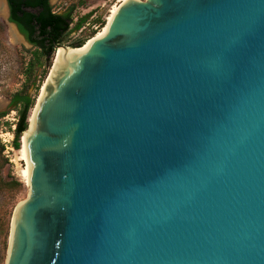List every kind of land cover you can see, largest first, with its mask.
Returning a JSON list of instances; mask_svg holds the SVG:
<instances>
[{"label": "water", "instance_id": "water-1", "mask_svg": "<svg viewBox=\"0 0 264 264\" xmlns=\"http://www.w3.org/2000/svg\"><path fill=\"white\" fill-rule=\"evenodd\" d=\"M83 45L55 43L5 264H264V0H122Z\"/></svg>", "mask_w": 264, "mask_h": 264}, {"label": "rangeland", "instance_id": "rangeland-1", "mask_svg": "<svg viewBox=\"0 0 264 264\" xmlns=\"http://www.w3.org/2000/svg\"><path fill=\"white\" fill-rule=\"evenodd\" d=\"M122 0H51L54 9L64 12L74 7V23L82 16L91 13V17L85 25L78 31H72L66 37L62 44L76 47L81 40L83 44L87 43L99 30L108 22L113 12V8ZM0 0V101L10 100L11 96L23 88H26L30 82L25 74V69L33 58L34 48L27 46L22 42H15L11 36L10 26L1 11ZM100 19L101 22L96 23ZM82 44V45H83ZM55 53L43 59V64L38 66L36 71L35 85L29 84L28 90L37 102L43 84L45 83L50 69L55 60ZM30 110V117L33 113ZM19 119L18 111L7 105L0 114V224L3 229L0 230V264H5L8 254V246L11 231V222L17 204L25 199L28 194L27 182L24 176V169L27 161L21 152L23 146V136L21 137V147L15 148L13 141L15 138V129ZM5 150L2 151L1 147ZM17 178L23 183L21 189H7L1 181H10Z\"/></svg>", "mask_w": 264, "mask_h": 264}, {"label": "trees", "instance_id": "trees-1", "mask_svg": "<svg viewBox=\"0 0 264 264\" xmlns=\"http://www.w3.org/2000/svg\"><path fill=\"white\" fill-rule=\"evenodd\" d=\"M9 2L11 20L18 24L20 30L35 49L33 58L25 69L28 81L35 85L37 68L43 64V59L49 58L54 53L55 43H63L70 32L80 30L91 17V13L79 18L72 26L75 6L64 12H59L54 9L51 0H9ZM28 8H36L38 13L30 12L27 10ZM98 22H101V20H96V23ZM83 42L81 40L78 44L82 45ZM29 84L26 85V88L15 92L11 96L10 106L19 113L13 141V145L17 149L21 147V137L29 127L30 110L36 105L28 90ZM1 150H5L4 146L1 147ZM1 181V184L9 190L23 188V183L17 178L10 181L1 179ZM3 228V224H0V230Z\"/></svg>", "mask_w": 264, "mask_h": 264}, {"label": "bare ground", "instance_id": "bare-ground-1", "mask_svg": "<svg viewBox=\"0 0 264 264\" xmlns=\"http://www.w3.org/2000/svg\"><path fill=\"white\" fill-rule=\"evenodd\" d=\"M114 9H115V7L113 8V11H114ZM1 11H3V13L5 12V5H4V3L2 2V4H1ZM113 13V12H112ZM111 16H112V14H111ZM111 16H110V18H111ZM110 18H109V20H110ZM11 36H12V38H13V40L15 41V42H17L18 40V36H17V34L14 32V30L13 29H11ZM88 43V42H87ZM86 43V44H87ZM86 44H84L81 48H84V46L86 45ZM79 49V48H78ZM60 50V49H59ZM59 50L55 53V58H56V56H57V54H58V52H59ZM46 82V81H45ZM44 85H45V83L43 84V87H42V89H41V92H40V95H39V98H38V100L40 99V96H41V93H42V90H43V88H44ZM37 100V101H38ZM37 103V102H36ZM36 106V105H35ZM34 110V109H33ZM32 118H33V114L31 115V118H30V120H32ZM25 138H26V133L24 134V136H23V146H22V149H21V152H22V154H23V157H24V159H26V144H25ZM24 176H25V179H26V182H27V180L29 179V174H28V168H27V166L25 167V169H24Z\"/></svg>", "mask_w": 264, "mask_h": 264}, {"label": "flooded vegetation", "instance_id": "flooded-vegetation-1", "mask_svg": "<svg viewBox=\"0 0 264 264\" xmlns=\"http://www.w3.org/2000/svg\"><path fill=\"white\" fill-rule=\"evenodd\" d=\"M9 4H10V2H9ZM10 9H11V6H10ZM11 18V17H10Z\"/></svg>", "mask_w": 264, "mask_h": 264}]
</instances>
